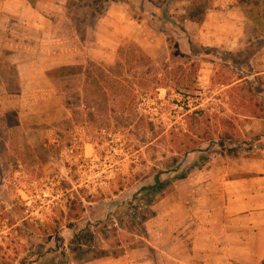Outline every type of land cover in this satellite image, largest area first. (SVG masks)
Listing matches in <instances>:
<instances>
[{"label":"rangeland","instance_id":"1","mask_svg":"<svg viewBox=\"0 0 264 264\" xmlns=\"http://www.w3.org/2000/svg\"><path fill=\"white\" fill-rule=\"evenodd\" d=\"M43 1L46 28L36 10L0 28V264H264V160L247 147L264 142V0H237L238 28H182L179 0L147 28L97 26L111 0ZM154 78L174 110L156 124L183 122L187 86L217 130L203 166L160 175L166 195L139 221L126 202L171 148L145 129ZM227 127L247 146L220 153Z\"/></svg>","mask_w":264,"mask_h":264},{"label":"trees","instance_id":"2","mask_svg":"<svg viewBox=\"0 0 264 264\" xmlns=\"http://www.w3.org/2000/svg\"><path fill=\"white\" fill-rule=\"evenodd\" d=\"M87 1V0H85ZM107 2L108 0H102ZM115 1V0H114ZM127 2L134 13L139 17H144L147 21L152 24L164 23L168 21L169 14L166 10L167 2L166 0H123ZM189 7L185 8V14L181 16L182 19L191 21L193 23H201L205 17L208 10L210 0H204L203 3L195 2V0H188ZM176 25V23H173ZM142 59L150 61V57L143 55ZM116 66H122L118 61ZM151 71L147 70V74ZM153 77H156L154 72L151 73ZM152 83V84H151ZM161 86L159 78H154L146 83V88L143 90V111L142 116L146 121L145 129L148 133L153 135L155 138L159 136L162 139L168 138L169 145L171 148L168 150L170 156L168 160L164 162L162 168L157 170L152 176V183L148 185H143L138 188V190L131 196L130 200L126 202L127 212L131 215L133 220H141L148 218L149 216H138L137 210H149L154 201L163 198L166 195L167 188H165V182L160 177L164 174L172 182L186 178L188 175L193 173L197 168L203 166L209 160L208 148L201 146L204 142L213 141V133L217 128L209 125L208 120L213 117L205 108H194L191 109L188 106V100L192 97L189 88L186 86V92L182 94V100H184L183 109L185 110L180 114L183 122L180 120L177 124H172L171 126L162 125L165 122L164 119H170L169 115L174 114L170 107L162 105V101L157 97L158 88ZM163 116L162 122L156 124L155 122L161 120L160 117ZM182 122V123H181ZM227 123V120L224 119ZM200 129V132L196 133ZM234 128L229 129L227 127L224 129V134L222 138L224 140L223 144L220 146V153L223 151L231 153L242 149L246 142L244 140H239L238 137L233 133ZM191 134H195L192 136ZM248 148L254 149L256 147L264 149V142L259 144H251L247 142ZM235 155V154H233ZM250 157H259L257 154H249ZM169 175L171 177H169ZM255 173H246L241 177H251L255 176ZM52 250H47L45 255H51ZM92 259H97L101 257L95 252L91 255ZM264 260H262V263Z\"/></svg>","mask_w":264,"mask_h":264},{"label":"crops","instance_id":"3","mask_svg":"<svg viewBox=\"0 0 264 264\" xmlns=\"http://www.w3.org/2000/svg\"><path fill=\"white\" fill-rule=\"evenodd\" d=\"M180 3H187L188 0H179ZM44 2L43 0H36V4L32 3L31 0H0V28H4V17H13L22 18L24 15L22 13L34 14L36 10L37 14L42 17V20L32 22V27L36 28H46L45 21L49 22V19L46 17L49 15L48 12H45L48 8L43 7L38 3ZM211 8L206 12L203 21L199 24L193 23L188 20L182 19V28H238L237 27V12L240 11V6L237 4V0H211ZM174 12L178 13L181 17L185 14V7L179 6L172 9ZM172 10H169L170 18L175 19L176 17L172 14ZM129 11L134 13L131 6L123 0H111L106 6V14L102 19V22L99 21L97 26L107 25V28H147V22L144 17H137V19L130 17ZM29 22V24L31 23ZM201 33V30L198 31ZM201 38L205 40L207 44L210 42L208 37L204 36L203 33L200 34ZM212 40V38H210ZM220 39L213 41L214 45H218ZM262 157L261 160H264V149L261 150ZM260 155V156H261ZM259 158V157H258ZM258 159V160H260ZM101 259H93L92 261H87L82 264H93L101 263Z\"/></svg>","mask_w":264,"mask_h":264}]
</instances>
